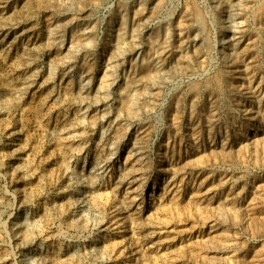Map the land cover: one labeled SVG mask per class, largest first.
Here are the masks:
<instances>
[{
    "label": "rangeland",
    "instance_id": "1",
    "mask_svg": "<svg viewBox=\"0 0 264 264\" xmlns=\"http://www.w3.org/2000/svg\"><path fill=\"white\" fill-rule=\"evenodd\" d=\"M0 264H264V0H0Z\"/></svg>",
    "mask_w": 264,
    "mask_h": 264
}]
</instances>
